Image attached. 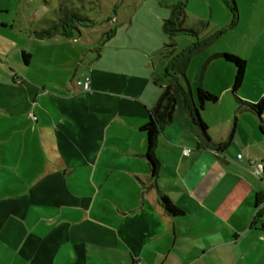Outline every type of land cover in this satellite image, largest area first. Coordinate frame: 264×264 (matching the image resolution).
<instances>
[{"label": "crops", "instance_id": "1", "mask_svg": "<svg viewBox=\"0 0 264 264\" xmlns=\"http://www.w3.org/2000/svg\"><path fill=\"white\" fill-rule=\"evenodd\" d=\"M233 1L236 11L230 10L226 28L242 18L247 26L231 36L245 48L235 93L234 66L220 53L206 58L203 48L201 61L182 66L186 80L172 64L118 61L105 67L92 60L80 79L89 78L87 88L76 84L73 94L51 95L59 113L39 104L32 121L50 120L38 126L40 151L24 158L35 162H23L12 178L20 184L0 191V242L10 248L8 264H264V173L255 176L247 163L264 159V110L259 114L246 104L264 93V0ZM225 2L230 9L232 1ZM170 10L173 19L172 5ZM0 46L14 45L0 39ZM175 81L185 92L183 104L161 125L153 177L141 126L162 89ZM198 87L217 98L198 111L206 135L191 117ZM242 88H254L256 96L239 95ZM27 132L33 137L36 128ZM69 160L88 166L138 160L140 172L91 173L88 187L78 190L65 175ZM159 190L184 214L166 213Z\"/></svg>", "mask_w": 264, "mask_h": 264}, {"label": "rangeland", "instance_id": "2", "mask_svg": "<svg viewBox=\"0 0 264 264\" xmlns=\"http://www.w3.org/2000/svg\"><path fill=\"white\" fill-rule=\"evenodd\" d=\"M225 1L0 0V39L14 45L12 48L0 46V191L6 186L19 185L20 182L12 178L20 172L23 162L30 163L28 165L35 162L24 158H32L40 151L38 126L48 125L50 120L41 118L37 124L29 114L40 113L41 104L59 113L51 95L73 94L79 88L77 81L92 60H98L105 67L118 61L148 62L161 67L163 63H182L189 57L192 68L203 58L199 53L203 48L208 52L206 58L214 53L243 57L244 46L231 36H238L247 26L242 25V18L237 27L226 28L231 11ZM178 3L183 4L180 26L185 31H177L178 20L173 18L178 26H175L176 30L166 32L163 25L170 17L171 5ZM66 9L74 10L92 23L79 26L81 32H75V41L57 34L37 38L36 33L47 29L52 21L57 22ZM248 25L253 22L250 20ZM66 40L70 42L66 43ZM21 51L31 54L28 66L23 63ZM211 60L220 64L219 58ZM255 91L254 88H242L238 94L256 96ZM193 92L195 95V86ZM31 126L36 128L33 137L27 132ZM69 161L71 164L65 175L78 190L88 187L91 173L96 178L105 172L130 176L140 172L138 160H99L96 166H88L79 160ZM106 163L110 165L105 166ZM122 163L129 165L130 170L117 166ZM8 255L10 248L0 242V264H8Z\"/></svg>", "mask_w": 264, "mask_h": 264}, {"label": "trees", "instance_id": "3", "mask_svg": "<svg viewBox=\"0 0 264 264\" xmlns=\"http://www.w3.org/2000/svg\"><path fill=\"white\" fill-rule=\"evenodd\" d=\"M231 1L232 5L230 6V10L232 12H235V3L233 0ZM183 15V4L178 3L172 7V16L173 18H176L175 20H178L177 22L179 24L177 31H185V29L180 26V23L182 22L180 18H183ZM52 23L53 24L49 25L47 29H43L40 32L36 33L37 38L52 37L56 34H59L65 38L74 39L75 32L80 33L79 26H88V24H91L92 22L91 20L83 18L72 9H66L62 17L59 18L57 22L52 21ZM175 23L176 22H174L172 19L166 20L163 25L166 32L176 30L175 26L178 25H175ZM218 55H220L224 61L231 63L234 66L235 73L232 90L235 93L242 85L245 70V60L229 53H220ZM21 57L23 63L27 65L31 54L25 51H21ZM188 60L189 57H186L183 59L182 63L173 64L174 72L181 75L185 80L186 78L184 76V73L182 72V66H184ZM184 95L185 92L183 90V87L180 83H178V81L166 85L162 89L156 103L150 108L149 118L147 122L141 126V129L146 133L147 142L145 156L147 158L153 177L157 175L159 168V159L156 155V146L161 125L172 119L176 106L178 104H181V102L183 104ZM196 98L198 106L195 107L191 112L192 121L203 131L204 135H206V125L199 117L198 111L203 107L205 103L215 102L217 98L215 95L201 87H198L196 89ZM246 104L249 109L260 114L264 110V93L255 103ZM183 107L186 108V106ZM262 162L264 163V159ZM159 200L166 213L172 216H180L184 214V210L176 205L164 192L160 190Z\"/></svg>", "mask_w": 264, "mask_h": 264}, {"label": "built area", "instance_id": "4", "mask_svg": "<svg viewBox=\"0 0 264 264\" xmlns=\"http://www.w3.org/2000/svg\"><path fill=\"white\" fill-rule=\"evenodd\" d=\"M89 78L85 77L82 80L77 81V85H82L84 88H87L89 86ZM29 117L32 120H36L37 117L34 113L29 114ZM238 158H241V154L237 155ZM248 165L251 167L252 173L260 178H263V173H264V163L262 161H255L253 159H249L247 161ZM264 182V179H263ZM132 264H142V261L139 259H135Z\"/></svg>", "mask_w": 264, "mask_h": 264}]
</instances>
